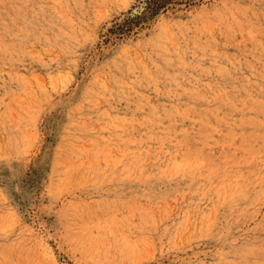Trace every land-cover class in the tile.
Here are the masks:
<instances>
[{"label":"rangeland","instance_id":"1","mask_svg":"<svg viewBox=\"0 0 264 264\" xmlns=\"http://www.w3.org/2000/svg\"><path fill=\"white\" fill-rule=\"evenodd\" d=\"M0 264H264V0H0Z\"/></svg>","mask_w":264,"mask_h":264},{"label":"bare ground","instance_id":"2","mask_svg":"<svg viewBox=\"0 0 264 264\" xmlns=\"http://www.w3.org/2000/svg\"><path fill=\"white\" fill-rule=\"evenodd\" d=\"M178 165V164H177ZM176 167V166H175ZM177 168V167H176ZM199 169V168H198ZM173 172V171H172ZM172 172H170V173H172ZM246 258V257H245Z\"/></svg>","mask_w":264,"mask_h":264}]
</instances>
